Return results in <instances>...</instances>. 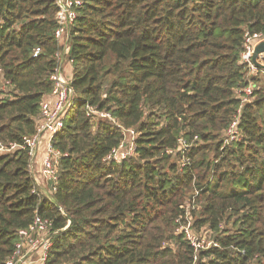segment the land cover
I'll return each mask as SVG.
<instances>
[{
  "label": "trees",
  "instance_id": "1",
  "mask_svg": "<svg viewBox=\"0 0 264 264\" xmlns=\"http://www.w3.org/2000/svg\"><path fill=\"white\" fill-rule=\"evenodd\" d=\"M57 12L56 0H0V144L17 145L0 152V264L37 212L57 231L47 264H264V77L241 62L264 0H83L69 53L78 101L54 142L67 157L40 201L20 146L53 90ZM88 105L114 123H94ZM122 129L136 156L108 164ZM189 224L217 245L197 262L179 232Z\"/></svg>",
  "mask_w": 264,
  "mask_h": 264
},
{
  "label": "built area",
  "instance_id": "2",
  "mask_svg": "<svg viewBox=\"0 0 264 264\" xmlns=\"http://www.w3.org/2000/svg\"><path fill=\"white\" fill-rule=\"evenodd\" d=\"M82 5L83 0H56L58 12L55 38L59 50L55 55L57 66L51 75L53 90L41 102L40 114L36 121V133L31 137H26L20 146L22 150L27 151L29 154V173L33 181L32 194L40 201L45 197L52 198L59 181L61 162L67 157L54 146V142L64 128L70 110L78 101L72 87L74 66L73 62L69 60V53L71 51V29L79 17V10ZM261 43H264V31L253 34L247 32L241 62L247 66L251 75L261 73L264 77V69L258 68L253 62L255 49ZM39 54L40 50L37 49L34 57H38ZM257 61L264 66V54L260 55ZM255 88L256 86L250 85L238 92L242 104L249 100ZM87 116L94 123L101 120L114 121L109 113L99 111L89 105L87 106ZM122 132L124 135L122 144L112 150L104 162L120 164L136 156V132L124 129H122ZM239 137V116H237L226 131L225 143L230 144L238 140ZM16 148L17 145H11L10 148H7L0 144V152H10ZM52 227V221L43 218L37 212L33 223L27 229L19 231L15 250L5 264H47L52 247V237L57 234V231L54 232ZM67 228L68 226L63 230ZM180 231L186 234L187 239L194 247V258L197 262L199 251L205 249L204 245L201 244V240L191 233L190 224L182 226Z\"/></svg>",
  "mask_w": 264,
  "mask_h": 264
},
{
  "label": "rangeland",
  "instance_id": "3",
  "mask_svg": "<svg viewBox=\"0 0 264 264\" xmlns=\"http://www.w3.org/2000/svg\"><path fill=\"white\" fill-rule=\"evenodd\" d=\"M1 85H2V80L0 79V88H1ZM189 220H191V218H189ZM191 233L195 235L199 240H201V244L204 245L205 248L214 247L215 243L212 239L214 235L213 234L211 235L210 231H201L199 233H195L191 230Z\"/></svg>",
  "mask_w": 264,
  "mask_h": 264
},
{
  "label": "water",
  "instance_id": "4",
  "mask_svg": "<svg viewBox=\"0 0 264 264\" xmlns=\"http://www.w3.org/2000/svg\"><path fill=\"white\" fill-rule=\"evenodd\" d=\"M264 54V43H261L260 45H258L255 49V53H254V56H253V62L254 64L260 68V69H264V66H262L257 60L259 58L260 55H263ZM52 201L53 199L50 198Z\"/></svg>",
  "mask_w": 264,
  "mask_h": 264
}]
</instances>
